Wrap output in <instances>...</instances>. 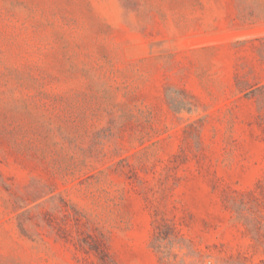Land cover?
<instances>
[{
    "label": "rangeland",
    "instance_id": "1",
    "mask_svg": "<svg viewBox=\"0 0 264 264\" xmlns=\"http://www.w3.org/2000/svg\"><path fill=\"white\" fill-rule=\"evenodd\" d=\"M0 264H264V0H0Z\"/></svg>",
    "mask_w": 264,
    "mask_h": 264
}]
</instances>
